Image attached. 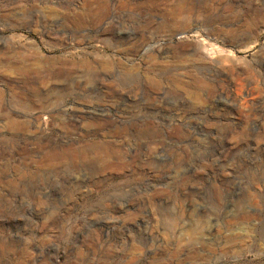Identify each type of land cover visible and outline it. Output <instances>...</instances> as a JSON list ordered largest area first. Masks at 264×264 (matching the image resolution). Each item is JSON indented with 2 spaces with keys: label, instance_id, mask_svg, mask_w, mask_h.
I'll use <instances>...</instances> for the list:
<instances>
[{
  "label": "rangeland",
  "instance_id": "obj_1",
  "mask_svg": "<svg viewBox=\"0 0 264 264\" xmlns=\"http://www.w3.org/2000/svg\"><path fill=\"white\" fill-rule=\"evenodd\" d=\"M0 54V264H264V0H0Z\"/></svg>",
  "mask_w": 264,
  "mask_h": 264
},
{
  "label": "bare ground",
  "instance_id": "obj_2",
  "mask_svg": "<svg viewBox=\"0 0 264 264\" xmlns=\"http://www.w3.org/2000/svg\"><path fill=\"white\" fill-rule=\"evenodd\" d=\"M7 57H5L4 55L0 54V67H9V68H14V67H18V65H20L23 68L26 67H30L31 65H33L35 62L34 61H27L26 62H15L14 60H10V59H6ZM6 59V60H5ZM5 60V61H4ZM24 60V59H23ZM37 62V61H36ZM18 63V64H17Z\"/></svg>",
  "mask_w": 264,
  "mask_h": 264
}]
</instances>
